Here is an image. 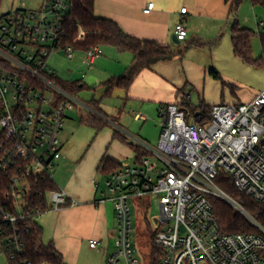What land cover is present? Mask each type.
I'll return each mask as SVG.
<instances>
[{
    "label": "built area",
    "instance_id": "obj_1",
    "mask_svg": "<svg viewBox=\"0 0 264 264\" xmlns=\"http://www.w3.org/2000/svg\"><path fill=\"white\" fill-rule=\"evenodd\" d=\"M257 3L264 5V0ZM69 9L70 0H48L39 11L0 16V183H7L2 198L12 199L16 211L11 214L0 206V254L9 259L23 247L19 238L7 235L9 225L28 217L36 222L44 213L76 205L58 188L39 193L45 207L29 208L26 201L32 184L53 180L61 158L60 132L66 113L77 103L56 85V73L48 67L55 52L67 59L74 56V49L62 41L61 18ZM152 9L149 3L143 12ZM186 14V8L180 9L181 18ZM255 26L264 48V21L256 20ZM78 33L85 35L80 27ZM173 36L178 43L185 41L182 19ZM82 53L81 63L88 70L101 56L99 46ZM158 114L157 144L130 137L139 152L134 165L103 175L104 191L96 203L112 202L117 223L116 250L105 264H119L121 259L138 264L130 244L128 202L149 195L156 197L159 208L153 237L162 252L158 264H264V227L216 184L217 178L227 176L239 193L264 204V89L243 104L213 105L207 115L175 103L159 107ZM134 119L145 120L138 114ZM94 186L98 193L100 185L95 181ZM212 199L228 204L256 232L223 233ZM88 245L100 249L96 240Z\"/></svg>",
    "mask_w": 264,
    "mask_h": 264
},
{
    "label": "rangeland",
    "instance_id": "obj_2",
    "mask_svg": "<svg viewBox=\"0 0 264 264\" xmlns=\"http://www.w3.org/2000/svg\"><path fill=\"white\" fill-rule=\"evenodd\" d=\"M48 0H3L0 5V16L15 10L39 11ZM101 1V0H100ZM117 0L116 2H118ZM232 1V0H231ZM227 15V14H226ZM235 18L240 28L250 30L253 36L250 41L251 55L255 60H264V48L259 35L256 32V20L264 21V5L252 4L250 0H243L237 9ZM231 17L223 21L212 23L206 18L189 20L187 28L192 33H197V46L190 48L171 43L175 57L167 69L175 80L177 88H183V97L194 106L204 104L213 106L218 104H243L250 101L257 93L264 89V65L252 66L233 54L230 42ZM190 37V36H189ZM188 40V39H187ZM103 57L99 64H95L92 71L87 74L85 84L87 88L76 95V101L85 104L95 98L99 101V108L109 119L110 123L122 135L119 126L128 135L125 138L135 137L143 140L150 146L157 144L161 118L158 116V105L151 101L131 100L123 105L118 99L119 90L109 95L100 94L96 89L100 82L107 80L112 75L111 71L118 65L115 59L102 47ZM76 58L82 53L75 52ZM176 60L177 62H174ZM175 63V64H173ZM79 60L67 59L62 52L53 53L48 59V67L56 73V76L68 82L79 79ZM82 64V63H81ZM117 65V66H116ZM205 68L213 69L220 75V80H214L205 72ZM206 73V74H205ZM115 74V73H113ZM117 76V74L115 75ZM121 76V75H120ZM182 89V90H183ZM165 95V92H163ZM75 105V104H74ZM76 106V105H75ZM133 113L144 116L145 120H135ZM88 115V114H87ZM82 117L77 106L66 113V121L59 136L62 155L65 160L59 163V167L53 173V180L60 190L66 189L70 174L74 166L81 160L88 162L87 155L95 143L101 144V137L110 127H105L99 132L81 122ZM116 122L117 125L114 123ZM112 133V132H110ZM103 144V147L111 151H119V164L121 166H133L135 153L128 145L117 139H111ZM67 159V160H66ZM94 180L100 185L98 194L104 191L105 177L96 173ZM111 198V195H107ZM113 205L112 202H109ZM131 218L130 244L133 257L138 264H149L150 232L157 229L153 220L159 215V208L155 196L149 195L140 198H132L128 202ZM116 228V227H115ZM117 229V228H116ZM104 251L90 250L83 246L78 255V264H105L107 255L116 250L115 239L110 237L105 241ZM107 249V250H106ZM0 264H9L5 255L0 254ZM119 264H124L121 259Z\"/></svg>",
    "mask_w": 264,
    "mask_h": 264
},
{
    "label": "crops",
    "instance_id": "obj_3",
    "mask_svg": "<svg viewBox=\"0 0 264 264\" xmlns=\"http://www.w3.org/2000/svg\"><path fill=\"white\" fill-rule=\"evenodd\" d=\"M116 1L117 0H96L94 4L95 16L115 22L119 28L130 37L155 42L163 48L172 47L171 43H173L174 37L173 30L181 19L187 30V36L185 41L178 43V45H182L186 48L190 45V48H192L195 45L197 46L200 40L198 39L197 33L190 32L189 34L187 28L189 20L206 18L212 23H217L228 17V15H226L228 14V5L225 3V0ZM149 3L153 4V9L148 14H145L143 11ZM182 8H186L187 14L181 18L180 9ZM102 47L107 50L112 59H115L118 66L116 65L117 67L111 71L112 75H110V78L100 82L99 88L96 89L100 94L106 91V88L103 87L102 84L108 80L122 77L133 60V56L130 53L120 52L112 46ZM102 47H100L101 56L94 60L90 70L86 69L81 64L83 53L82 55L79 54L78 58H76L74 54L72 58V60H79L78 80H81L84 84L87 74L93 70L96 63L99 64L101 62L103 57ZM173 59L170 62H172ZM170 62H159L152 65L149 69L143 70L133 80L128 90L124 91L116 88L113 91L119 90L118 93L120 92V95L118 99L123 102V105L131 100L151 101L157 104L159 109L161 106L182 101V98H184V89L177 88L175 80L172 75L169 74L167 69L169 68L168 64ZM174 62L177 61L174 60ZM208 71L209 68H205L207 75ZM116 74L117 76H115ZM82 75L84 76L83 78H81ZM163 92H165V95ZM92 101L99 104V101L95 100V98H93ZM75 105L82 118L86 117L87 114L94 113L88 104L80 100H77ZM76 106H74V108ZM134 115L135 113H133V116ZM109 121L110 120L107 119L108 127H110L112 131L108 130L107 133H104V136L100 138V145L95 146L94 143L92 148L89 149L85 156L88 158L87 163H85L84 159L74 166L70 174L68 186L64 189L69 198L74 201L76 205L64 208L59 212L44 213L36 220V223L42 229L43 242L45 244L52 243L56 251L62 256L65 264H78V255L83 246H88L89 248L88 242L90 240L100 242V250L104 251V247H106L105 241L110 237L115 239L117 223L114 207L109 202L96 203L100 197L94 186V176L97 173L102 158L109 159L115 163H119V160H121V158H119L121 157L119 156V151L114 150L109 152L108 149L103 147V144L108 141L110 136L112 137L111 139H113V131L116 130ZM114 124L117 125L116 122ZM119 129L123 134L128 135L122 127L119 126ZM118 133L122 135L120 132ZM125 135L122 136L125 138ZM127 141L130 142L129 139L127 140L125 138L121 142L128 144ZM128 145L133 150L132 144L129 143ZM62 148L63 146L60 145L61 158L58 161L57 167H59V163L62 160H65L62 155ZM90 250L94 251V249Z\"/></svg>",
    "mask_w": 264,
    "mask_h": 264
},
{
    "label": "trees",
    "instance_id": "obj_4",
    "mask_svg": "<svg viewBox=\"0 0 264 264\" xmlns=\"http://www.w3.org/2000/svg\"><path fill=\"white\" fill-rule=\"evenodd\" d=\"M3 0H0V5ZM96 0H70V9L61 18L63 30L62 41L65 46H70L75 52H84L93 46H112L120 52L130 53L133 56L132 63L125 70L122 77L111 79L102 84L106 88L104 95H109L114 89L128 90L133 80L143 71L159 62H170L175 53L171 47L163 48L159 44L151 41L139 40L126 35L119 26L105 18H100L94 14V4ZM243 0H225L228 5V17H231L230 42L233 54L252 66H262L261 60H255L251 55L250 41L253 33L250 30L240 28L235 18L238 7ZM256 4L258 0H250ZM78 27L84 32V36L78 33ZM261 42L262 38L260 37ZM208 75L214 80H220V75L213 69H209ZM56 85L66 93L76 97L79 92L84 91L87 86L81 81L68 82L59 79L56 75L52 76ZM90 109L94 112L81 119V122L93 128L96 132L108 126L107 117L99 108L98 103L91 101ZM172 104V103H170ZM188 110L190 113H203L207 115L209 108L204 104L199 106L192 105L188 100L175 103ZM168 105V104H167ZM113 139L124 140L116 130L113 131ZM134 153H139L132 146ZM119 163L102 158L99 163L97 173L101 175L118 170ZM216 184L231 198L240 203L246 212L253 217L262 227H264V204H258L243 194L239 193L234 187L229 177L220 176ZM7 189V183H0V206L11 214H16L12 199L2 198V193ZM57 189L53 180L44 179L32 184L31 191L27 196L29 208L45 207V200L39 193L53 191ZM43 196V195H42ZM214 215L217 219L219 229L226 234L255 233L256 229L232 207L219 199H212ZM28 229V232L25 230ZM12 234L23 244L21 253L9 259V264H65L62 256L56 251L52 243L45 244L42 240V229L32 221L31 217L9 225L7 235ZM154 232H150V254L149 264H158L162 257V252L153 243Z\"/></svg>",
    "mask_w": 264,
    "mask_h": 264
},
{
    "label": "water",
    "instance_id": "obj_5",
    "mask_svg": "<svg viewBox=\"0 0 264 264\" xmlns=\"http://www.w3.org/2000/svg\"><path fill=\"white\" fill-rule=\"evenodd\" d=\"M173 43L174 44H178V42L176 41L175 37H173Z\"/></svg>",
    "mask_w": 264,
    "mask_h": 264
},
{
    "label": "flooded vegetation",
    "instance_id": "obj_6",
    "mask_svg": "<svg viewBox=\"0 0 264 264\" xmlns=\"http://www.w3.org/2000/svg\"><path fill=\"white\" fill-rule=\"evenodd\" d=\"M156 221H157V218H155V219L153 220L154 224L156 223Z\"/></svg>",
    "mask_w": 264,
    "mask_h": 264
}]
</instances>
